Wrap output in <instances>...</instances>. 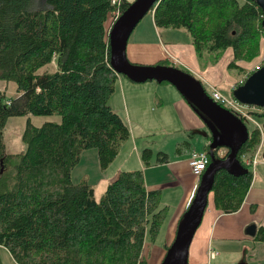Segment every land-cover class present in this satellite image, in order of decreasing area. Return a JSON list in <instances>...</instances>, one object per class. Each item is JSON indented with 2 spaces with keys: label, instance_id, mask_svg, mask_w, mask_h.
<instances>
[{
  "label": "trees",
  "instance_id": "obj_1",
  "mask_svg": "<svg viewBox=\"0 0 264 264\" xmlns=\"http://www.w3.org/2000/svg\"><path fill=\"white\" fill-rule=\"evenodd\" d=\"M34 2L0 0V80L17 85L11 99L0 88V245L16 264H146V240L155 242L169 210L160 206L161 190L147 188L142 169L121 171L100 200L89 182L72 180L83 151L96 149L104 170L131 137L128 122L110 103L118 81L110 63L117 5L47 0L34 8ZM131 3L121 0V12ZM153 10L157 27L187 31L204 63H217L232 48L228 68L240 71L239 61L259 54L264 13L254 0H159ZM53 114L60 121L42 126L29 117L22 135L26 151L7 153L10 117ZM254 114L264 117V109ZM248 132L238 155L247 168L243 158L261 140L257 127ZM207 137L210 155L213 136ZM153 157L169 161L167 153L151 148L141 154L147 166ZM252 182L251 170L241 176L219 170L211 192L215 207L237 212ZM255 239L264 243L263 226Z\"/></svg>",
  "mask_w": 264,
  "mask_h": 264
},
{
  "label": "crops",
  "instance_id": "obj_2",
  "mask_svg": "<svg viewBox=\"0 0 264 264\" xmlns=\"http://www.w3.org/2000/svg\"><path fill=\"white\" fill-rule=\"evenodd\" d=\"M153 13L154 10H151L148 13L149 19L142 21L144 19L143 18L141 20L142 23H140L141 21L139 22L130 36L127 54L131 62L157 64L160 61L167 60L173 65L177 67L180 66V68L192 73L203 82V85L206 88L213 85L225 95H230L233 92V87L241 83V81L246 77V74L250 72L251 69L246 70L245 72H243V70V73H235V75L230 73V69L227 64H229L230 60L233 59L232 48L227 49L217 63H204L203 60L198 57L195 46L185 29L157 27ZM238 64L240 66L242 65V63ZM226 78L228 79L227 84L224 86L221 85L222 81ZM156 82V85L153 83H150L149 85H138L140 83L133 82L126 76L123 77L121 74H118L116 90L111 97L110 103L113 109L117 111L126 120V122H128V124L130 120L133 123L135 134L131 129V137L128 139L130 143H127V148L130 149V147H135V158L133 159L131 166L128 168L121 166V164L116 165L114 162L121 159L120 150L118 156L111 163V165L108 166V168L110 166L111 169L114 168L111 171V176L109 178H104L103 176L101 191L108 187L110 182H112L121 171L137 169H142L144 171L146 186L149 189L157 188L163 192L164 187L166 186H170L171 190H176L181 186L183 190L182 195L179 196L180 198L177 210L174 213L176 216L174 217V220L171 219L170 222L171 225L173 222L175 225V232L169 237L171 239L170 242H172L175 238L180 219L187 210L190 201L194 197L196 184L198 182V177L194 174L192 167L189 164L192 150L184 152L182 150V146H176L174 147V149H176V151L174 150V154H170L165 148H160L159 151L168 154L169 161L156 163L155 157H153L151 161L154 160V162L152 163L150 161V165L147 166L141 158L142 148H139L137 145L138 137L140 135H156L155 133L158 134V132L163 131L166 136L171 138L180 136V138L176 140V145L180 144L181 141H184L189 145H191V143L199 145L202 140L201 138H205L204 140L207 141L205 145H207L209 143L207 136L210 134L208 132H204L208 128L205 121L195 111L193 106L190 105V103L183 97V95L175 87H173L172 84L161 83L158 81ZM223 89H226L227 92H223ZM134 121H136L138 126L141 124L144 129L148 130H146L143 134H140L141 132L139 131L136 133ZM204 146L202 149L193 148V150L196 149L203 151ZM263 151L264 146L260 155ZM88 155L92 156L95 161H97V159L99 161L97 150L89 149L83 151L80 162H82L84 157H87ZM259 164L264 166V159L258 162L255 167L252 185L242 207L237 212L224 213L218 210L214 203L211 207L208 206L206 211L209 210L210 215L208 217L206 229L199 240V242L202 243V247L194 253V255H192L191 245L190 264H210L212 263V260H215V264H226L228 260L227 258H220L222 254L220 255L219 249L224 251V246H230L232 243H239L237 249L238 254H241V252L244 251L245 257L248 255L253 264H264V245L258 247L259 243L258 241H255V237L254 239H251L246 236L245 232H243V229L251 223L255 224L257 229L261 226L264 227V169L262 167L258 169ZM130 167L133 168L130 169ZM108 168L103 171L101 170L102 168L100 170L104 174ZM157 170H161L163 173L166 172L168 174L173 173V177L171 178L170 176H167L164 180H160V178L154 177L152 174L153 172H157ZM89 177L90 175L87 174V182L93 185L89 180ZM86 179H83V181ZM170 179L171 181H168ZM93 187L96 195V188L94 185ZM166 206L171 208L170 204ZM244 212L249 214L245 219L234 217L240 216V214H243ZM226 216H229V218L225 219L222 224H220L218 231L215 229L212 235V228L214 227L215 221L218 220V225L219 222ZM166 222L168 223L167 218L164 224H167ZM216 231L217 236L215 238ZM170 232H172V228L169 229V233ZM158 237L154 243H151L150 240H146L143 251V258H146L147 256L149 259L148 254L151 252L150 246H154V252H151L152 257L150 256L151 264H161L166 254L165 245L170 243L166 240L164 244H159L157 242ZM210 247L219 251L218 256H220L209 260L208 250ZM0 249L4 250L6 252L4 254L10 257V264H16L12 254L5 246L0 245ZM261 250H263V255H260ZM224 253L227 254V251H224ZM0 264H3L2 254L0 255Z\"/></svg>",
  "mask_w": 264,
  "mask_h": 264
},
{
  "label": "water",
  "instance_id": "obj_3",
  "mask_svg": "<svg viewBox=\"0 0 264 264\" xmlns=\"http://www.w3.org/2000/svg\"><path fill=\"white\" fill-rule=\"evenodd\" d=\"M158 1L134 0L113 23L110 30V63L118 74L126 76L133 82L144 83L156 80L172 84L213 132V141L210 145L211 163L203 173L195 196L180 219L175 238L161 262V264H190L191 245L209 206L217 172L225 169L234 176L249 172V168L245 167L238 157L242 146L249 138V132L246 123L231 110L214 101L203 82L189 71L173 65H143L130 61L127 54L130 36ZM254 1L264 13V0ZM262 26L264 28V19ZM232 94L244 104L264 108V65L239 84ZM215 132L216 136H214ZM218 148L229 150L225 159L216 157L214 150ZM3 171L2 166L1 173ZM257 231V226L254 224L246 232L250 236H255Z\"/></svg>",
  "mask_w": 264,
  "mask_h": 264
},
{
  "label": "rangeland",
  "instance_id": "obj_4",
  "mask_svg": "<svg viewBox=\"0 0 264 264\" xmlns=\"http://www.w3.org/2000/svg\"><path fill=\"white\" fill-rule=\"evenodd\" d=\"M128 1L133 2L134 0H128ZM46 2H47V0H35V2L33 3V7L34 8L45 7L47 5ZM114 17H115V14H114ZM145 19H149V14H147V16H145L142 21H144ZM113 21L114 20L112 19V22ZM142 21L140 23H142ZM263 55H264V34L261 37L259 54L250 62L249 61H239V63H242V65H244L246 68L243 67V69L240 71L238 69H230V73L232 75H235V73H243L246 70L251 69L255 64H257L261 60ZM231 61H232V59L230 60V62ZM133 63H135V62H133ZM137 64H143L144 65L145 63H137ZM227 66H228V64H227ZM241 71H243V72H241ZM122 76L125 77L124 75H122ZM227 80L228 79L226 78L224 81H222L221 85L224 86L225 84H227V82H228ZM150 83H153L154 85L157 84V82L155 80H153V81H147L145 83H140L138 85H144V84L149 85ZM0 88L3 91H5L7 99H11V98H14L17 96V85H16L15 81L0 80ZM207 90L210 92V89L207 88ZM223 92L226 93L227 92L226 89H223ZM29 117H30L31 121L33 122V124L36 126H42L46 122H59L61 119L60 115H58V114L42 115V116H34V115L28 116V115H26V116H12V117H10L7 121L5 130H4V139L6 142L7 153H24L26 151L27 146H26V143L23 141L22 135H23V132L26 128L27 120ZM254 119L256 121H258L264 127V117H261V116H258V114L257 115L255 114ZM129 124L131 126L132 132L135 134V131L133 129V123L131 120L129 121ZM246 125L250 130H252L256 127V125L252 121H246ZM134 126L136 128V133L139 131V132H141L140 134H143V133H145L146 130H148V129H144L141 124H139V126H138L136 121H134ZM204 132H206V133L208 132L209 134L213 135V132L210 130V128H207ZM216 132L214 133V136L217 135ZM155 134L156 135H151V134L146 135V136L140 135L138 137L137 145L139 148H142L141 154L146 148H151L155 152V154H156V152H159L160 148H165L170 154H174V150L176 151V149H174V147H176V146L177 147L182 146V150L184 152H186L187 150H190V151L193 150V148L202 149L203 146L207 142L206 140H204L205 138H201L202 140H201V143L199 145H194L193 143H191V145H189V144H186L184 141H181L180 144L176 145L175 144L176 140L178 138H180V136H178L176 138H171L169 136H166V134L163 131L158 132V134L157 133H155ZM127 143H130L128 139L124 140L121 143V146H120L121 159L119 161L116 160L117 162H114V163H116V165L121 164V166H125V168H128L129 166H131L133 159L135 158V151H136L135 147L134 148L130 147V149L127 148ZM262 159H264V151L259 156V162ZM151 162L153 163L154 160H152ZM260 167H262L264 169V166H261L259 164L258 169ZM131 168H133V167H130V169ZM100 169L101 168H100V164H99L98 159H97V161H95V159L92 156L88 155L87 157H84V160L82 162H80L74 168V170L72 172V180L74 182H82L83 179H86L87 174L90 175L89 180L91 181V183L96 188L97 200H100L102 198V196L104 195V193L107 189V187H106L105 189H103V191H101V188H102L101 182L103 180V176H104V178H106V177L109 178L111 176V171L114 168L111 169V166H110L107 169V171L104 172V174L102 172L103 169H101L102 171ZM152 174L154 177L160 178V180H162V179L164 180L167 176H170L171 178L173 177V173H170V174H168L166 172L163 173L161 170H157V172H153ZM85 181H87V179ZM168 181H171V179ZM166 183H168V182H166ZM182 190H183V188L181 186H180V188H178L176 190H171L170 186L164 187V190L162 192V199H161L160 206L164 207V206L170 204L171 208H169L168 214H167L168 223L166 222L167 224H164V226L160 232V235L158 237L157 242L159 244H164L166 240H168V242H170L171 239L169 237L171 234H173L175 232L174 222L172 225L170 224V222H171V219L174 220V217L176 216V215H174V213L177 210V205L179 203V198H180L179 196L182 195ZM193 198H192V200H193ZM192 200L190 201V203L192 202ZM212 205H213V195L210 194L209 206L211 207ZM177 214H178V211H177ZM209 215L210 214H209V210H208V211H206V213L203 217L202 223L198 228L199 231L197 230L198 232L196 233V235L193 239L192 255H194V253H196L202 247V243L199 242V240H200L202 234L204 233V231L206 229V225H207ZM247 215H249V214L244 212L243 214H240V216H234V217L235 218L240 217L241 219L242 218L245 219L247 217ZM228 218H229V216H226L225 218H223V220H221L218 225H217L218 220L215 221L214 227L212 228V235L214 233V230L217 229V231H218L220 224H222V222ZM235 218H232V219H235ZM251 225H254V224L251 223V224L247 225V227L245 229H243V232L246 233L247 237L254 239L255 236H250L246 232L247 229ZM170 228H172V232L169 233ZM217 231L215 234V238L217 236ZM215 241H217V240H215ZM255 241H258V243H259L258 247H261V245H264V243L260 240L256 239ZM170 243H172V242H170ZM238 245H239V243H232V245H230V246H227V245L224 246L223 245L225 248H223V247L222 248L224 249V251H227V254H225L223 250L219 249L220 255L222 254L220 258H224V259L227 258L228 262L226 264H253L250 261V257L248 255L245 257L244 251L241 252V254H238V250H237ZM153 249H154V246L151 245L150 251L152 253L154 252ZM151 252L148 254L149 259L147 256H146V258H144L146 264H151V262H150ZM4 253H6V252L4 250L0 249V255L2 254L3 264H10V257L8 255H5ZM260 255H263V250H261ZM215 263H216L215 260H212V263H210V264H215ZM199 264H201V263H199Z\"/></svg>",
  "mask_w": 264,
  "mask_h": 264
},
{
  "label": "built area",
  "instance_id": "obj_5",
  "mask_svg": "<svg viewBox=\"0 0 264 264\" xmlns=\"http://www.w3.org/2000/svg\"><path fill=\"white\" fill-rule=\"evenodd\" d=\"M113 3L117 5V9L115 10V17L113 18V23L120 17L122 14L121 12V0H113ZM264 65V55L262 56L261 60L255 64L251 68V72L257 71L261 69ZM243 81V80H242ZM241 81V82H242ZM238 85L233 87V90L237 87ZM205 87V86H204ZM210 89V96L211 98L219 103L220 105L228 108L231 110L233 113H235L237 116H239L241 119L246 121H252L256 127L260 130L261 133V140L260 143L258 144L256 150L254 151V154L251 156H245L244 162L248 165L249 170L255 173V167L257 166L259 162V155L263 149L264 146V127L254 119V112L255 111H261L264 108L257 107V106H252L248 104H244L240 102L232 93L230 95H225L223 94L219 89H217L215 86L210 85L207 87ZM205 87V89H207ZM215 154L217 158H222L225 159L229 153L227 148H218L215 149ZM211 163V156L209 155L208 152L205 150L199 151V150H192L191 156L189 159V164L192 167V170L194 174L198 177V182L196 184V190L198 189L200 182H201V177L205 170L207 169L208 165ZM196 192V191H195ZM219 252L213 248H209L208 250V255H209V260H212L218 256Z\"/></svg>",
  "mask_w": 264,
  "mask_h": 264
},
{
  "label": "bare ground",
  "instance_id": "obj_6",
  "mask_svg": "<svg viewBox=\"0 0 264 264\" xmlns=\"http://www.w3.org/2000/svg\"><path fill=\"white\" fill-rule=\"evenodd\" d=\"M122 7V6H121ZM122 9V8H121Z\"/></svg>",
  "mask_w": 264,
  "mask_h": 264
}]
</instances>
